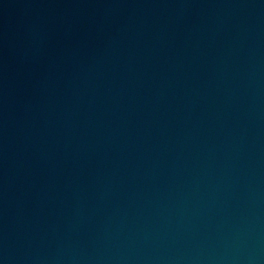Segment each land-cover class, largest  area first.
<instances>
[{
    "label": "water",
    "instance_id": "95a60500",
    "mask_svg": "<svg viewBox=\"0 0 264 264\" xmlns=\"http://www.w3.org/2000/svg\"><path fill=\"white\" fill-rule=\"evenodd\" d=\"M0 264H264V0H0Z\"/></svg>",
    "mask_w": 264,
    "mask_h": 264
}]
</instances>
